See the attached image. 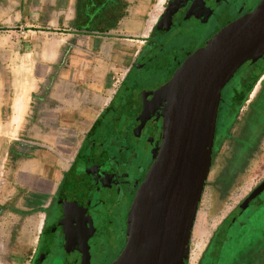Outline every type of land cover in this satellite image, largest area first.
<instances>
[{
  "label": "flooded vegetation",
  "instance_id": "flooded-vegetation-1",
  "mask_svg": "<svg viewBox=\"0 0 264 264\" xmlns=\"http://www.w3.org/2000/svg\"><path fill=\"white\" fill-rule=\"evenodd\" d=\"M110 1L69 0V29L113 34L119 21L111 27L117 14L109 13ZM259 2L162 0L149 14L144 31L130 39L134 48L124 54V69L105 105L46 202L23 209L16 193L0 207L20 218L39 217L25 264H111L117 258L126 241L133 197L161 143L166 84L203 42ZM263 156L264 54L244 62L220 91L205 180L213 205L227 201ZM263 201L264 178L215 229L217 239L224 228L240 233L244 245L229 253L228 264L253 241L255 264H264V224L254 223ZM246 217L253 221L246 224Z\"/></svg>",
  "mask_w": 264,
  "mask_h": 264
},
{
  "label": "water",
  "instance_id": "water-1",
  "mask_svg": "<svg viewBox=\"0 0 264 264\" xmlns=\"http://www.w3.org/2000/svg\"><path fill=\"white\" fill-rule=\"evenodd\" d=\"M263 54L260 0L217 30L175 70L165 86L161 143L129 208L125 244L111 264L187 263L211 161L220 91L244 62Z\"/></svg>",
  "mask_w": 264,
  "mask_h": 264
},
{
  "label": "crops",
  "instance_id": "crops-1",
  "mask_svg": "<svg viewBox=\"0 0 264 264\" xmlns=\"http://www.w3.org/2000/svg\"><path fill=\"white\" fill-rule=\"evenodd\" d=\"M68 1L54 0L51 5L53 8H50V5L41 7V10H45L49 6L48 10L55 11L53 25H50L53 29L45 30L47 26L42 24L45 17L33 15L27 19L39 21L37 25L39 28L15 27L10 34L12 39L8 38L9 35L3 34V43H0V207L3 204V194L6 192L9 194L8 197L15 192H20L21 198L17 203L20 208L30 209L41 206L46 202L60 177L54 180L53 177L46 176L36 156L34 158L23 156L19 161L16 157L15 160L12 156L9 157L10 147H15L22 140L27 124L30 125L29 130L31 131L48 133L47 139H43V142L51 144L53 148L57 149L59 146H56L50 139L49 133H55L60 145L70 147V150L66 151L54 150L53 163L60 167L62 173L70 164L83 134L112 92L111 90L110 93H106L110 61L105 60L108 57L106 55L109 54L103 52L100 46L103 39L117 38L113 35H118V33L100 34V36L69 29L70 12L64 16L63 21L61 18L66 9L68 10ZM126 1L128 3L127 13L118 20L119 23L129 15V1ZM49 19L51 20L52 17ZM60 34L70 36L68 45L72 47V51L74 47V52L80 58L71 62L70 69L66 71L69 75L62 73L59 81H54L50 77V72L54 69V62L61 43L50 38ZM72 37L81 38L85 42L72 44ZM15 40L19 43L14 42ZM68 45H63L64 49ZM20 51L54 52L56 54L46 59L43 57L34 59L32 68L36 76L32 79L24 75L22 65L16 61L18 58L16 55L14 59L7 57L9 52L18 53ZM90 54L95 66L89 71L87 63ZM26 55L25 58L28 56ZM28 67H31V64ZM27 73L30 74V69ZM33 117H38V119L32 121ZM80 118L84 119V122H80ZM77 132L83 134L79 140L77 139L75 149L71 150L72 141Z\"/></svg>",
  "mask_w": 264,
  "mask_h": 264
},
{
  "label": "rangeland",
  "instance_id": "rangeland-1",
  "mask_svg": "<svg viewBox=\"0 0 264 264\" xmlns=\"http://www.w3.org/2000/svg\"><path fill=\"white\" fill-rule=\"evenodd\" d=\"M68 1V0H67ZM129 1V15L126 19L122 20L117 29L118 35H113L117 38L103 39L101 44V49L103 52H107L109 55L105 61L109 62V80L106 85V93H110L112 88L120 77V72L124 69L125 59L124 54L126 51H132L134 48V40L137 39L139 34L143 31L144 23L148 21L149 14L156 11L162 0H128ZM54 0H0V43H3V34L9 35L14 31L15 27H25L27 29L39 28V21L28 20L30 16L40 15L45 17L42 20L45 30L53 29L50 25H53V18L56 14L54 10H41L44 5H50L53 8ZM46 7V6H45ZM58 14V13H57ZM69 11L66 9L64 15H61L62 21L64 16H67ZM49 17H52L50 20ZM61 31V30H60ZM99 35V34H95ZM101 36V35H100ZM68 35H56L54 38L61 43L59 51L57 52L56 60L54 62V69L50 72V77L54 81H59V77L62 73L69 75L68 71L71 62L75 59H79L80 56L74 52V47L69 46ZM18 42L19 41H14ZM84 40L78 37H72L71 43H81ZM63 45H68L64 49ZM47 48H50L47 46ZM64 49V50H63ZM101 52V51H99ZM3 54V53H2ZM28 56H27V55ZM52 52L40 53L38 51H20L18 53L9 52L7 57L13 58L15 55L18 57L16 61L22 65L24 70V75L29 76L32 79L35 78V73L32 68L34 59L42 58L46 59L51 57ZM25 55L27 56L25 58ZM34 57V58H32ZM31 64V67H28ZM95 63L92 60V55H89V61L87 63V68L92 70ZM30 69V74L27 73ZM84 76V75H83ZM106 94V95H107ZM31 118V117H30ZM38 119V117H33L32 121ZM80 122H84V119L80 118ZM30 125L27 124L26 130L23 131L22 140L19 141L16 146L10 147L9 157L12 156L15 160H21V157H37L39 166L43 168V172L46 176L56 177L60 176V167L55 166L53 160L55 158V151L70 150V147H65L60 145V141L56 140L55 133H49L50 139L59 146L55 149L47 143L43 142V139H47L48 133H40L37 131L29 130ZM76 138L72 141L71 150L75 149V144H77V139L83 134L82 132H77ZM58 139V137H57ZM63 141V140H62ZM64 147V148H63ZM69 154V153H68ZM12 159V158H11ZM12 165V164H11ZM9 165V166H11ZM13 166V165H12ZM210 167V166H209ZM209 171V170H208ZM222 173V171H221ZM264 178V156L262 161L257 164H253L248 170L246 177L240 181L239 185L231 194L227 201H220L217 206L213 205L210 199L209 186L204 182L203 191L197 206L196 216L191 230L190 241H189V252L186 264H228L227 258L230 256L229 253L236 250V247H242L244 244L239 241L240 233L237 231L227 230L226 228L221 230L220 238H214V231L218 227L220 221L223 219L226 212L234 205H236L242 197L250 191L257 182ZM57 181V180H56ZM16 195V203L19 202L20 192H15L11 196ZM3 201L6 200L7 192L3 194ZM3 205V204H2ZM214 206V207H213ZM261 209L259 212V219L254 221L255 225L264 224V201L261 203ZM1 214V212H0ZM38 216H30L26 218H20L12 213H3L0 215V264H25L27 259V253L31 244L33 243V234L36 230L38 224ZM242 220H244L242 218ZM246 224L253 221L246 217ZM246 241V240H245ZM256 244L251 243L248 247L245 245L240 252L234 258V264H255L256 258ZM246 247V248H245ZM254 247V248H253Z\"/></svg>",
  "mask_w": 264,
  "mask_h": 264
},
{
  "label": "trees",
  "instance_id": "trees-1",
  "mask_svg": "<svg viewBox=\"0 0 264 264\" xmlns=\"http://www.w3.org/2000/svg\"><path fill=\"white\" fill-rule=\"evenodd\" d=\"M128 3L126 0H111L109 4V13L110 14H117V17L113 20V24L111 27H114L117 21L124 17L127 13Z\"/></svg>",
  "mask_w": 264,
  "mask_h": 264
}]
</instances>
